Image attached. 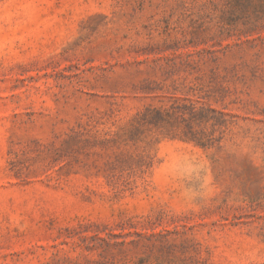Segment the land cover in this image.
Segmentation results:
<instances>
[{"label": "rangeland", "instance_id": "obj_1", "mask_svg": "<svg viewBox=\"0 0 264 264\" xmlns=\"http://www.w3.org/2000/svg\"><path fill=\"white\" fill-rule=\"evenodd\" d=\"M0 264H264V0H0Z\"/></svg>", "mask_w": 264, "mask_h": 264}, {"label": "trees", "instance_id": "obj_2", "mask_svg": "<svg viewBox=\"0 0 264 264\" xmlns=\"http://www.w3.org/2000/svg\"><path fill=\"white\" fill-rule=\"evenodd\" d=\"M149 123H151V124H156L157 122H155L153 119H150V120H149Z\"/></svg>", "mask_w": 264, "mask_h": 264}]
</instances>
